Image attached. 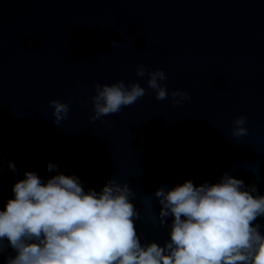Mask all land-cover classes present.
I'll return each mask as SVG.
<instances>
[{
    "label": "water",
    "instance_id": "1",
    "mask_svg": "<svg viewBox=\"0 0 264 264\" xmlns=\"http://www.w3.org/2000/svg\"><path fill=\"white\" fill-rule=\"evenodd\" d=\"M139 65L162 69L169 93L190 99L156 100ZM119 80L146 94L91 121L93 85ZM53 99L69 103L59 126ZM238 116L248 129L239 139ZM0 149V210L26 171L44 182L75 175L85 191L114 178L136 194L142 244L169 239L161 186L216 183L227 171L264 195V0H0Z\"/></svg>",
    "mask_w": 264,
    "mask_h": 264
},
{
    "label": "clouds",
    "instance_id": "2",
    "mask_svg": "<svg viewBox=\"0 0 264 264\" xmlns=\"http://www.w3.org/2000/svg\"><path fill=\"white\" fill-rule=\"evenodd\" d=\"M118 41H111L117 47ZM147 73V86L155 98L172 99L173 105L189 100L186 91L169 93L161 82L167 80L162 69L149 71L145 65L136 75ZM91 97L95 122L119 113L146 94L138 82L126 85H93ZM53 123L60 125L70 111L69 103L50 100ZM247 118L232 120L230 135H248ZM0 149V172L3 171ZM58 165L49 163L47 171ZM8 168L17 171L11 161ZM13 198L0 210V257L11 248L4 264H264V195L256 184L226 171L216 183L196 186L191 180L171 188L161 186L154 196L160 207L161 227L169 228V239L142 244L135 221L140 218L131 202L136 194L128 182L111 178L100 191H85L75 175L56 174L42 181L37 173L26 171L11 189ZM169 218H171L169 222Z\"/></svg>",
    "mask_w": 264,
    "mask_h": 264
}]
</instances>
